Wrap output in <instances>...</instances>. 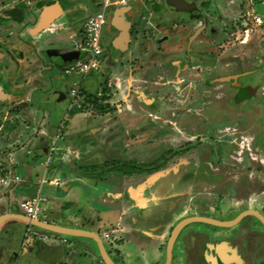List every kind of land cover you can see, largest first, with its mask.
Returning a JSON list of instances; mask_svg holds the SVG:
<instances>
[{"label": "rangeland", "instance_id": "obj_1", "mask_svg": "<svg viewBox=\"0 0 264 264\" xmlns=\"http://www.w3.org/2000/svg\"><path fill=\"white\" fill-rule=\"evenodd\" d=\"M201 1L202 0H196V3L200 5ZM236 1L237 0H234L233 4H229L226 2V0H207V4L205 6L201 5L200 7L197 5L199 7L197 8V11L201 13V18H204V20L200 23L202 24V22H204L202 25L205 26V29L203 33L193 42L196 43L195 45L193 44V46L197 47L198 44L203 43L206 50V58L203 62L199 63L200 65H197V67L195 66L196 68L192 70L190 69L192 64H190L191 62L189 61V54L185 55L183 52L179 51L177 55L170 57L167 52L163 53L162 50L159 52L160 56L157 59H160V63L163 67V72L160 73V75L166 76L164 81L171 80V73H167V64L174 62V69L179 71L177 74L178 78L176 80H180V76L183 75V73L186 75L189 74L190 81L186 82L185 84H188V91L186 94L187 96H196L194 85L197 84V81L202 78V84H205L204 90H212L213 92L218 90L220 93L217 94V97L222 98L224 101L222 106L224 108L222 109L219 107L217 113H207L198 121V115L194 116L195 119L192 115V121H197L195 126H193L192 129L184 126L178 127V131H173L174 137H176V140L173 142L172 140L168 141L165 139L166 136L162 135L165 133L163 130L160 129L155 131L154 127L151 125L150 120L153 117L149 113H155L153 110L154 105L151 104V101L153 100L152 95L154 88L149 87V83H141L137 80L131 81V79L129 80V83H126V74L119 68L118 65H110L109 63L107 64L108 58H105L104 55H102L99 59V62H102L99 71L94 72L85 78H80L77 75H65L60 63L61 58L59 56L52 58L53 51H50V48H58L60 52L63 51V54L71 53V55H73L75 53L74 41L76 40H73L71 37H74L75 35V28L70 26V30L69 28L62 29V25L59 24L58 30L61 33L58 32V34L51 35L50 37L47 36V34L34 35L27 29L28 33L30 34V41L28 43H31V49L29 52L30 63L26 64L30 69V75L27 76L28 83L24 86H21L23 87V97L25 100L22 101L21 106L20 104L13 103L11 107H7V110L10 112L6 115V118L12 124L18 126V128L11 131L3 130L2 134L0 135V143L3 144V147L6 146L11 150L16 151L20 158H26V163H20V167L17 168V173L20 175L17 182L18 185L22 182H28L30 180L32 177L31 169L32 171H39L40 174H42L43 167L41 162L46 159L44 155L50 156L48 168L45 173L46 181L41 185V192H43L48 198L51 196L56 197L57 195L55 192H58V194L61 196L63 195V190L61 187L64 185L63 182H66V179L70 180L71 177H75L71 175V170L82 173L80 176L83 178H77L72 183V186L78 188L76 200L79 203L77 206L71 208L68 213L64 214L58 212L57 209L51 210L52 206L49 201L44 202V212L39 216L41 220L55 223H58L59 221L63 224H69L70 222L68 220L70 219L68 215L72 211H75V213L81 212V215L84 214L86 216L85 219H81L79 216L81 219V224L94 230L93 232L98 234V236L101 238L106 250L110 253L113 252L112 248L110 247V240H107L103 236V234H106L104 233V229L108 226H101V228H98V223H96V220H94L93 225H88L86 222L90 215L87 213V208L91 206L96 210L104 209L105 202L100 201L105 189L103 181L119 183L120 180L112 178L111 176L115 174V171H117L116 169L118 168H123L122 170H126V172L130 171L129 173H123L129 177L137 175L140 182H144L150 175L158 173L153 172L158 168L153 167L148 171H145L143 168L146 165L150 167L152 166V163L149 161L152 160V158L146 157L150 156L149 152L152 151L154 148L153 146L156 145V142L158 143V141H156L157 134L160 140L157 151V154L159 155H170L173 150L179 148L180 151L173 155H183L184 153L198 154L201 151H208L211 149L213 153L215 150H217V154L223 156H253L255 162L254 169L261 174L256 173V176L253 177L254 179L250 181L251 184L249 186L252 190L251 193L254 192V204L259 206L260 211H262L264 214V35L260 33L261 30L255 29L252 24H250V19L244 16V9L241 6L238 7L235 4ZM263 1L264 0H253L251 9L254 13L264 18ZM72 2V6H74L76 10H80L85 15H90L98 10L101 0H72ZM159 2H161V0H129V7H126L125 9H122L118 6H110L106 12L107 21L101 31L103 43L106 45L110 54H117L120 51L122 58L119 60L129 59L130 63L133 65L143 64L144 66H149L147 69L148 74L145 75V79L147 80L153 79L155 75L156 58L152 57V54L155 53L154 45L158 43L156 39L160 37L166 41L178 40V42L182 44L181 47L183 48V43L185 42L186 37L192 33L195 28V24H192L189 30L184 29L183 33L178 31L182 33L179 36H175L177 32L173 34H167L169 32H167L165 27L168 26L160 23V21H157V17H155L159 15L157 13L161 14L163 11ZM246 9H248V7ZM124 13H128L130 16L128 15V17H122ZM189 18L190 19H186V23H193V21L199 23V19L197 17ZM68 20L70 21L71 18L68 17ZM24 21L26 22V20H22L20 23ZM156 22H158V27L156 26ZM246 23L248 24L246 25ZM125 25L127 28H131L129 36L130 41L128 47L121 49V51L117 37L122 27ZM34 26L35 23H32L30 26L27 25V28L32 29L35 28ZM67 30H69V32H67ZM117 30L118 34L116 32ZM256 30L257 32H255ZM22 32L20 34L23 35ZM22 35H19V37L16 36L14 42L10 41L9 44L11 46L21 44L18 41V38L19 40H24ZM38 39L46 40L45 44L47 46H44L43 44L40 45L41 43H38ZM251 43H254V46L249 49L251 46L249 44ZM18 46L19 45L16 47L18 48ZM46 49L48 50L45 51ZM193 63L197 64V62ZM186 64L190 65V67L186 66L185 68L180 69V66H185ZM220 64L222 66H219ZM26 65L23 67H26ZM170 67L172 68L171 65ZM255 68H258L259 71L253 72L254 76L252 78V76L250 77L248 73ZM8 69L9 68H6V70ZM213 69H216V71ZM133 78L137 79V75H135V73ZM13 80L14 78L12 81ZM73 80H78L83 89L82 95L84 96L82 97L85 101V109L82 113L83 115L80 113L77 115L81 116L86 122L82 127L83 130L81 129L83 131H81L83 138H80L79 131H71L69 135L66 134L63 136V138L61 137L62 139L58 137L59 146H62L64 141L69 143L71 142L72 145L77 143L75 154L69 152L66 149H59L55 145L54 146L56 149L51 152V137L55 135L57 129L64 130L66 128L65 126H67V124L69 125V121L72 118L70 117L68 109L67 97L65 96V98L59 99L57 92H65V88L70 87ZM9 81L10 83L12 82L11 79ZM212 81H214V83H212ZM3 83L5 84V81H3ZM10 83L7 82L6 85H9L11 88H13V85L17 84ZM116 83L118 85H116ZM219 83L221 87H218ZM216 84L217 86H215ZM127 86L129 87L130 93V99H128V101L121 99V89L124 90ZM243 87H245V90L247 89L250 91V93L255 90V94L252 96L254 99L248 101V103H250L249 105L242 104L243 107L232 101L231 106L234 107L229 106L228 96H236L235 98L237 99L242 98L240 93L235 94L232 93V91L237 89L240 92V88ZM103 89H105V91H103ZM176 91L177 93L182 92L178 89H176ZM98 92H102L100 94H103V97L99 96ZM91 94L94 95L91 98H87ZM117 94L118 96L113 99L114 95ZM183 100L186 101L185 98ZM215 100L216 99L214 98L213 93L209 94V92H207L206 98L202 99L201 101H205V106H208V108H213L215 105ZM168 102L170 105L173 104L174 107H184L183 101H179V99H162L159 100L157 105L162 106L163 111L167 112ZM125 105H129L131 108L133 107V109H124ZM186 107L188 106L186 105ZM190 107L193 106L190 105ZM230 107L231 109L227 110V108ZM250 109L253 112H251ZM78 110L81 111L80 107L77 104H72V113H75ZM125 110L132 111L125 112ZM100 111H106L109 112V114L107 117L102 115L104 119H98L97 115H99ZM231 112L233 114L238 113L239 115L233 118L234 115H232ZM213 114H216V116H212ZM143 115L145 117H142ZM160 116L162 117L164 115L161 114ZM249 116L250 118L254 117V130L248 126L247 119ZM76 117L74 119H76ZM173 117L177 118V115L175 114ZM222 117L225 122L228 121L231 123V127L228 125L227 128H224L221 132V136L213 137L209 135L210 132L208 131L211 124L214 125V127H216L217 121H219L221 124L222 120L220 119ZM246 117L247 119H245ZM171 119L172 116L168 118V120ZM250 122L252 124L253 119L252 121L250 120ZM98 124H101V127L104 131L98 132L95 130V127ZM129 125H131L130 128H128ZM62 126H64V128H62ZM108 129L111 132L109 137ZM220 130L222 129L220 128ZM94 132L96 133L94 134ZM212 133L213 135H216L214 131ZM252 134H254L253 139H255V142L250 144ZM95 135L96 138L100 137L106 140L105 144L107 146L105 150L110 152L113 151V149L118 148L119 144L125 146V144L128 145L127 143L132 140L136 141V143H134L135 149H133L129 155L134 154L135 150L140 146V148L142 147L144 150V156L141 158L137 157V162L129 161V158H127L129 156L126 154V159L121 156L113 157V155H101L97 159H91L93 151L98 149L93 144L90 145L89 143V145H87L86 142H89L90 139H93V136ZM195 136L197 137L195 138ZM76 137L77 140H74ZM199 138H203V140L199 141ZM212 140L217 141L213 142ZM96 142H98V140H96ZM164 142L167 143V145H165ZM216 145H218V147H215ZM129 146L130 145L124 147L125 150H128ZM73 147H75V144ZM145 151H147V153ZM53 156L55 158V162H59L58 164L61 166L59 169L55 167L54 163L52 165L53 158L51 157ZM115 158L119 159L120 161H115ZM169 164L171 165L172 163ZM258 166H261L262 169ZM53 167L58 171L53 170ZM84 167H88V169L84 170ZM134 169L143 170L142 173L138 174L132 171ZM241 170L243 169L239 167V171ZM83 173L84 175H87L88 173L94 174L96 178L101 176L102 180L100 179L98 181H92L85 179ZM53 176H58L60 183L59 186H52L49 183V180H52ZM235 183L237 185L238 191L240 192V196H242L241 198H246L248 191L246 179L243 176H240L236 179ZM5 188L0 187V213L17 209L20 212L19 214H23V211L18 208L19 201L15 199L16 197L11 196V190H5ZM38 188L39 183L37 182L36 189L31 196L35 195ZM148 192V194H150V192L151 194L153 193L150 189ZM223 197L225 199L223 200L224 206L220 211L221 213L218 212V214L214 215L219 218L223 217L225 219H230L231 217L235 216L238 211L237 208L235 209L236 200L231 199V194H228L227 196L225 195ZM63 200H65V198H63ZM188 214L189 211L185 210L183 216ZM253 220L255 227L257 226L259 229L260 235L264 234V228L256 222V219L253 218ZM175 221L176 220L171 221V224L174 225ZM27 226L28 225L24 222H17L16 220H8L0 226V264H58V258L61 256V254H63V256L65 255L64 250L58 248V245H60L58 244V235L34 228V230L41 233L40 237L38 238L41 247L38 248V246L34 245L32 241H27L28 239L25 240L27 245L22 247L21 243L23 241V230ZM187 229L201 230L197 235L202 240L206 238V241H212L213 239V235L209 233V230H214L215 232L221 231L220 233L222 234V237L228 236L230 238L237 231H239V228L235 226L230 228H212V226L203 223H191L182 230L183 233L185 232L184 230ZM257 236L258 235H256V237ZM179 237L180 238H178L174 244L172 250L173 259L170 264L185 263L184 261H181L179 251V249L182 247L180 239H182L183 236ZM33 238L37 239L36 236ZM47 244L51 245V247L48 249L45 248ZM134 245L135 243L133 242L127 244V248L131 251L132 255L134 251H137L135 250ZM95 247L97 249L96 244ZM263 256L261 253L256 254L254 258L251 257L250 260L256 261L263 259ZM210 261L211 260H207V262ZM232 262L233 260L228 261L229 264ZM239 264H242V262H239Z\"/></svg>", "mask_w": 264, "mask_h": 264}, {"label": "flooded vegetation", "instance_id": "obj_2", "mask_svg": "<svg viewBox=\"0 0 264 264\" xmlns=\"http://www.w3.org/2000/svg\"><path fill=\"white\" fill-rule=\"evenodd\" d=\"M185 1H187L190 4L189 8L186 10L171 9L168 3L166 2V0H161V2H159L161 4V9H163V11L161 12V14L157 13L159 15L155 17H157V21H160V23L168 26L165 27L167 29V32H169L167 34H171V33L173 34L177 32L175 36H179L183 33L184 29L189 30L192 24H195V28L192 31V33H190L186 37L185 42L183 41L184 42L183 48L181 47L182 44L178 42V40L166 41L161 39L160 37L156 39L158 43L156 42L157 44L154 45L155 53L152 54V57L156 58L155 75L151 80L145 79V75L148 74L147 69L149 66L147 65L144 66L143 64L133 65L132 63H130L129 59L119 60L122 58L120 51L117 54H110L109 50L107 49L106 45L103 43L102 40V47H103L102 55H104L105 58L106 57L108 58L107 64L109 63L110 65H118L119 68L126 74L127 77V78L125 77L126 83H129L130 79L131 81L137 80L138 82L141 83H149L150 85L149 87L154 88L152 95L153 100L151 101V104L154 105L153 110L155 111V113L154 114L149 113L153 117L150 120L151 125L154 127L155 131L160 129L163 130V132L165 133H163L162 135L166 136L165 138L166 140L168 141L172 140V142L176 140L173 131L175 130L178 131V127L184 126L189 129H192V127L195 126L197 121L200 118H202V116H205L207 113L209 114L214 112L217 113L219 107H221L222 109L224 108L222 107L224 103L223 99L217 97L218 96L217 94L220 92H218V90L214 92L212 90L205 91L204 90L205 84H202L203 83L202 78L197 81V84L194 85V89L196 91V93L195 92L194 93L196 94V96H192V97L187 96L186 94L188 91V84L187 85L185 84L186 82L190 81L189 74L186 75L183 73V75L180 76L181 79L176 80L178 78L177 74L179 73V71H176V69H174L175 67L174 62L167 64V71H168L167 73L168 74L171 73L170 76L171 80L164 81L166 76L160 75V73L163 72L162 69L163 67L160 63V59H157L160 56L159 54L160 50H162L163 53L167 52L170 57L177 55L179 51L183 52L185 55L189 54L190 55L189 61L191 62L190 64H192L191 67L190 65L186 64L185 66H180V69H183L186 66H188L192 70L196 68L197 65H200L199 63L203 62L206 58V54H205L206 50L204 48V44L200 43L197 45V47H195L193 46V44L195 45L196 43L193 42L196 40V38H198V36H200L203 33L205 29L204 28L205 26L202 25L204 22H202V24L200 23L201 21L204 20V18H201V13L197 11V8H199L198 6L201 7V5L205 6L207 4L206 3L207 0H202L200 5L196 3V0H185ZM128 2L129 0H125L124 4L118 7L125 9L126 7H129ZM226 2H228L229 4H233L234 0H226ZM245 2H246L245 0H237L235 4L238 7L241 6L244 9ZM248 2L250 5L247 11L251 12L252 3L250 0H248ZM0 3H1L0 4V135H1L3 130L8 131L5 129L6 124L11 125L12 127L14 126L13 129L18 127L12 124L6 118V115L10 112L9 110H7V107L9 106L11 107L13 103L20 104L21 106L22 101L25 100V98L23 97L24 96L23 87L21 86H24L28 83L27 76L30 75V69L26 65L30 63L29 52L31 49V43H28L30 41L29 40L30 34L28 33V31H31V33H33L34 35L47 34V36L50 37L51 35L58 34V32L61 33L58 30L59 24L62 25L61 26L62 29L69 28L70 30V26H73V28H75V35L74 37H71L73 40H76L74 41L75 53L73 55H71V53L63 54L62 53L63 51L60 52L58 48H53V47L50 48V51L51 50L53 51L52 58L57 56L61 58L59 59L61 60L60 63L64 71L68 66L73 64L75 61L79 60L83 55L80 49H78V44L83 39V32H84L83 24L86 18L89 16V14L85 15L80 10H76L74 6H72L73 4L72 0H2L0 1ZM55 5L57 6L59 5L60 7L57 8ZM44 7H47L44 10L45 19L47 21L48 20L50 21V19L53 20L51 22H46V24L38 32H32V29L27 28V25L30 26V24L35 23L34 27H37L38 23L41 21L43 15L42 9ZM59 8H61V11L59 10ZM48 9L50 10L48 12H45ZM128 15H129L128 13H124L122 17L124 16L128 17ZM68 17L71 18L70 21L68 20ZM189 17H197L199 19L198 20L199 23H196L194 21L193 23H189V22L186 23L187 22L186 19H190ZM22 20H26V22L24 21L20 23ZM64 21H68V22H64ZM247 24L248 23H246V25ZM156 26L158 27V22H156ZM258 27L259 28L261 27L260 33L264 35V29H263L264 25ZM123 29L127 30L126 33L128 34H126L125 36V41H120L118 40V37L123 31ZM69 30H67V32H69ZM178 31H181L182 33ZM21 32L23 33V35L20 34ZM116 32L118 34V30ZM130 32H131V28H127L126 25L123 26L121 31L119 32L117 40L120 46V50L124 49L125 47L126 48L128 47L130 41L129 40ZM19 35H22L24 40H19L18 38V41L21 43V44H17L19 45L18 48L16 47L17 45L11 46L9 42L10 41L14 42L16 36L19 37ZM39 42L41 43L40 45L43 44L44 46H47L45 44L46 40L38 39V43ZM249 45H251L249 47L250 49L251 47L254 46V43H251ZM47 50L48 49H46L45 51ZM193 62H197V64ZM221 64L219 66H222ZM24 65H26V67H23ZM170 65L172 66V68L170 67ZM6 68L9 69L6 70ZM213 70L216 71V69ZM258 71H259L258 68H255L254 70L249 71L248 75L250 77L252 76L253 78L254 76L253 72H258ZM134 73L135 75H137V79L133 78ZM13 78L14 80L12 81ZM10 79L12 81L11 83L9 81ZM3 81H5V84L3 83ZM6 81L9 82L10 84H15V83L17 84L13 85V88H11L9 87V85L8 86L6 85L7 83ZM117 83L116 85H118ZM212 83H214V81H212ZM215 86H217V84ZM218 87H221L220 83ZM175 88L181 90L182 92L177 93ZM68 90L69 87L68 88L66 87L65 92L59 91L57 92L59 93L57 96L58 98L59 96H63L64 98L65 96L67 97L68 109H69V113L71 114V112L73 111L68 97ZM122 92L123 90L121 89V94H122L121 99L122 100L125 99L128 101V99H130L129 87L127 86L126 89H124V92L123 93ZM207 92H209V94L213 93V96L216 99L213 108L210 107L208 108V106H205L206 105L205 101H201L202 99L206 98ZM100 93L98 92L99 96L103 97V94ZM232 93L235 94L240 93V96H242V98L237 99L235 98L236 96L235 97L228 96L229 106H231V101H232L238 104L239 106L243 107L242 104L249 105L250 103H248V101L254 99L252 96H254L255 90L250 93V91H248L247 89L245 90V87H243L240 88V92L239 90L235 89L234 91H232ZM184 98L186 101L183 100ZM162 99H167V100L179 99V101H183L184 107L181 106L174 107L173 104L170 105L168 102V110L167 112H164L162 106L157 105V103H159V100ZM84 102L85 101L83 100V97H81V99L77 104L80 107L81 111L78 110V113L76 114L79 115V113L80 114L83 113L85 109ZM185 104L188 107H186ZM190 105H192L193 107H190ZM231 107L227 108V110L231 109ZM124 109H133V107L131 108V106L125 105ZM251 109L250 111L253 112ZM131 111L132 110H125V112H131ZM108 114L109 112L100 111L97 117L98 119H104L102 115L107 117ZM161 114L164 116L161 117L160 116ZM175 114L177 115V118L173 117ZM231 114L234 115L233 118L239 115L238 113L233 114L232 112ZM192 115L193 117L195 115H198L197 121L194 122L192 121ZM214 115L216 116V114H213L212 116ZM171 116H172L171 119L172 121L168 120V118H170ZM142 117L145 116L143 115ZM245 119H247V117ZM252 119H253V123L251 124L250 120L252 121ZM220 120H222L221 124L219 123V121H217L216 127H214V125L211 124L210 129L208 131L210 132L209 135L213 137L221 136L222 134L221 132L223 131L224 128H227L228 125L231 127V123L228 121L225 122V120H223V117ZM247 120H248V126L251 129L253 128L254 130L255 129L254 117L250 118L249 116ZM220 128L222 130H220ZM213 131L216 133V135H213L212 133ZM156 137H157L156 141H158L159 143L160 140L158 138L159 137L158 134L156 135ZM196 137L197 136H195V138ZM253 138H254V134H252L251 136L250 144H252V142H255V139ZM201 140H203V138H199V141ZM212 141L216 142L217 140H212ZM158 143L156 142V145L153 146L154 148L152 147L153 148L152 151L149 152L150 156L146 157V158H152V160H149L152 163V166L150 167L146 165L143 168L145 171H148L153 167H155L158 169L154 170L153 172L163 173V176L161 178L157 179L154 184H152L150 187L147 188L152 190L154 194H158L159 196L164 195L163 197L165 196L169 197L170 200H168V203L173 205V207L171 208V213L169 215L170 217L173 216L175 212L178 211L179 208L183 209V207H185V209L189 211V214L186 215L185 218L202 215L203 217H209L212 219H217L222 221L231 220L235 218L238 214L246 210H255L264 217V214L259 209L260 207L254 204V192L251 193L252 190L249 186L251 184L250 181H252V179H254L253 177L256 176L255 174L260 173L258 171H255L254 169L255 162L253 156L252 157H249L247 155L246 157L240 155L223 156L217 154V150L215 149H214L215 150L214 153L211 149H209L208 151H201L198 154L184 153L183 155H173L180 151L179 148L173 150L170 155L169 154L159 155L157 154L159 147ZM164 144L167 145V143L165 142ZM0 147L2 148V151L0 152L1 155H3L2 153L4 151H8L6 150V148L3 147V144L1 143H0ZM215 147H218V145H216ZM139 151H142V154L144 152L142 147L141 148L139 147ZM145 152L147 153V151ZM169 163L172 164L170 165ZM239 167H241L243 170L239 171ZM258 167L261 168V166ZM142 170L143 169L141 170L134 169L132 171L140 174L142 173ZM240 176H243L246 179V186L248 190L247 195L245 194L246 198L245 197L241 198L242 196H240V192L238 191L237 185L235 183L236 179L239 178ZM0 187L5 188L9 186H0ZM175 194H185V196L183 197L179 195L175 196ZM228 194L232 195L231 199L236 200L235 209L237 208L238 211L235 214V216L231 217L230 219H225L223 217L219 218L214 214H218V212L221 213L220 211L224 206L223 200L225 199L223 196L225 195L227 196ZM186 195L189 196L186 197ZM253 218L256 219L253 216L243 217L238 222V224L235 225V227L239 228V231H237L234 235H232L231 238L228 236L222 237V234L220 233L221 231L215 232L214 230H209V233L213 235V239L212 241H207L206 245H202V247L197 248V250L182 245V247L179 249L181 261H184L185 262L184 264H211V262H207L206 257L213 256L215 257V264H229L228 263L229 260H233L231 264H238L239 262L240 263L242 262L243 264H264L263 262L264 258L256 261L250 260V258L251 257L254 258L256 254L261 253L262 256L264 255V234L260 235L259 229L257 228V226L255 227L253 223L254 221ZM256 220H257L256 222L259 223L261 227L264 228L263 224H261L258 219ZM212 228H220V227L212 226ZM184 231H185L184 233L183 231H181L179 236H184L186 233L187 235L189 233H194V235H197L198 232H200L201 230L187 229ZM256 235L258 236L256 237ZM179 236L178 238H180ZM182 241L183 240L180 239L181 243Z\"/></svg>", "mask_w": 264, "mask_h": 264}, {"label": "crops", "instance_id": "obj_3", "mask_svg": "<svg viewBox=\"0 0 264 264\" xmlns=\"http://www.w3.org/2000/svg\"><path fill=\"white\" fill-rule=\"evenodd\" d=\"M264 2V1H263ZM60 7V6H58ZM61 11V8H59ZM257 32V30L255 31ZM124 92V90H123ZM118 96L114 95L113 99ZM78 111L75 113L70 114L71 120L69 121V125L65 126L66 128L64 130H56V134L51 137V140L59 134V138H63L66 134L69 135L71 131H79V136L82 139V130L83 125L86 123L81 116H77ZM77 116V117H76ZM76 117V119H74ZM99 125V124H98ZM95 127V130L98 132L104 131L101 125ZM131 125L128 126L130 128ZM18 128V127H16ZM14 128L13 130H15ZM64 128V126H62ZM127 128V127H126ZM125 128V129H126ZM82 129V130H81ZM91 130V131H95ZM115 130V129H114ZM64 131V132H63ZM82 131V132H81ZM63 132V135H62ZM109 135H111L110 130L108 129ZM96 132H94L95 134ZM77 135V134H76ZM93 139H90L89 142H86L87 145L93 144L97 147L98 150H94L93 154L91 156L92 158H99L101 155L106 156H112L113 157H123L125 158V154L129 157V161L137 162L136 158L138 156L143 157L142 151H139V148L135 150L134 154L129 155V153L135 149L136 141H130L127 143L130 145L128 147V150H125L124 147H127L128 145L125 144V146L120 145L118 148L113 149V151H106V140L97 137L96 135L93 136ZM41 138V137H40ZM61 138V139H62ZM74 140H77V137L74 138ZM98 140V142H96ZM41 141V139H40ZM79 141V140H78ZM80 142V141H79ZM78 142V144H79ZM75 144V147L73 145ZM70 142L64 141V144L61 146L58 145V139L56 140V145L59 149H66L69 152H72L75 154L77 149L76 144ZM138 147V146H136ZM140 147V146H139ZM6 150H10L9 147L7 148L4 146ZM13 151V150H10ZM106 151V152H105ZM14 153V159L17 162V165L14 170L20 167L21 164L26 163L25 159L23 157L20 158L18 156V153L16 151H13ZM44 152V151H43ZM104 153V154H103ZM138 155V156H137ZM46 158V155H44ZM28 158V157H27ZM41 158V157H40ZM52 159V165L54 163L55 167L58 169L61 167L59 166V162H55L54 156L51 157ZM122 158V159H123ZM134 158V159H132ZM115 161H118L119 159L115 158ZM126 159V158H125ZM25 161V162H24ZM120 161V160H119ZM21 163V164H20ZM92 167V166H90ZM88 169V167L83 168ZM96 169V168H95ZM123 168L116 169L114 175H111L112 178H115L117 180H120L119 183H115L112 181H103L104 182V194L102 198H100L101 202H105V206L103 210H96L95 208L89 206L87 208V213L90 215V217L87 220L88 225H93L94 220H96V223H98V228L108 226L104 229V233L108 234L107 240H110L111 248L113 252H108L109 256L111 257L112 261L115 264H164L165 262V247L166 242L169 236L170 229L181 219L185 218L186 215L183 216L185 213V207L183 209L179 208L178 211L175 212L173 216H169L171 213V208L173 207L172 204L168 203L169 197H163L159 196L158 194H154L150 192L148 194L149 189L145 188L144 190L140 188L141 182L138 180V176L134 175L132 177L127 176L123 173H128L126 170H122ZM53 170H57L53 167ZM58 171V170H57ZM32 177L28 182H22L21 184H15L12 186H9L5 188V190H11V196L16 197L17 201H21L23 199L28 198L31 196L37 186V182L39 178L41 177L39 171H35L31 169ZM72 176H75L74 178L71 177V179H66V182H63L62 187V196L58 194V192H55L58 196H51L47 197V202L49 201L51 203L52 209H57L58 212L61 213H68L71 208L76 207L79 203L76 198L78 194V188L72 186V183L75 181V179H83L81 178V174L77 171H70ZM130 172V171H129ZM58 173V172H57ZM18 174V173H17ZM91 174V173H88ZM84 175L85 179L92 180V181H98L101 179L100 177H95L94 174L91 175ZM82 175V176H83ZM93 175V176H92ZM20 176V175H19ZM110 176V177H111ZM54 179H58V176H53ZM102 180V179H101ZM102 182V183H103ZM60 183L58 184V186ZM149 197H148V196ZM185 196V194H175V196ZM189 195H186L188 197ZM163 199H162V198ZM65 198V200H63ZM161 198V199H160ZM147 199V200H145ZM168 203V204H167ZM14 213L11 210L7 212L0 213ZM20 213V212H19ZM16 213V214H19ZM68 220L69 224H63L58 221V225L62 226H68V227H74L84 230H90L94 231L90 228H87L81 224V219H85L86 216L84 214L81 215L80 213H75V211H72L69 215ZM80 216V218H79ZM202 216V215H201ZM172 218V219H171ZM176 220L175 224H171V221ZM17 221V220H16ZM20 222V221H17ZM25 230V229H24ZM23 230V233H24ZM197 230V229H196ZM168 234V236H167ZM58 235V248L61 250H64L65 255L61 254V256L58 258V264H98V263H104L99 256V252L95 247L94 242L85 237H74V236H64V235ZM36 236V235H35ZM34 237V236H33ZM37 237V236H36ZM57 237V236H56ZM167 237V238H165ZM35 238H30L27 241H32L34 245L40 246V241ZM202 240L199 238V236L194 235V233H189L186 236L184 235L182 238V245L185 247H189L192 249L197 250V248L202 247V245H206L207 241ZM92 241V242H90ZM131 242L135 243V250L133 255L131 254V251L127 248V244H130ZM23 244V241L21 243V246ZM65 244V245H62ZM27 242L25 243L26 246ZM22 246V247H23ZM51 245L47 244L45 246L46 249L50 248ZM174 247V246H173ZM208 258V259H207ZM206 260H211V264H215V257H207ZM173 259V258H172ZM172 261V260H171ZM105 264V263H104ZM239 264V263H238ZM243 264V263H242Z\"/></svg>", "mask_w": 264, "mask_h": 264}, {"label": "built area", "instance_id": "obj_4", "mask_svg": "<svg viewBox=\"0 0 264 264\" xmlns=\"http://www.w3.org/2000/svg\"><path fill=\"white\" fill-rule=\"evenodd\" d=\"M251 3L253 0H250ZM125 0H101L100 6L97 11L89 15L84 24H83V39L78 44V49L83 53L81 58L75 61L73 64L68 66L63 73L65 75H77L80 78H85L88 75L99 71L101 67V63L99 59L102 56V39H101V31L103 26L106 23V12L110 6H121L123 5ZM250 16L251 23L255 26L264 25V18L252 10L248 12ZM68 97L70 101V105L78 104L79 100L82 97V87L78 80H73L71 86L68 90ZM59 137V134L56 135L51 141L50 151L53 152L57 146L56 140ZM55 145V146H54ZM2 148L0 147V152ZM13 151H4L0 154V186H10L12 184H16L19 180V175L16 173L15 167L17 165L16 160L14 159ZM50 161V156H46V159L41 162L43 167V172L41 177L38 180L39 188L35 195L23 199L18 202V208L23 211V214L33 218L40 219L39 216L44 212L45 207H43V203L47 202V197L41 192V185L45 183V173L48 168V164ZM49 183L52 186H58V179L49 180ZM40 237L41 233L34 230L33 227L27 226L23 233V244H25L26 239L33 238V236ZM103 236L107 239L108 234H103ZM104 264V263H98Z\"/></svg>", "mask_w": 264, "mask_h": 264}, {"label": "water", "instance_id": "obj_5", "mask_svg": "<svg viewBox=\"0 0 264 264\" xmlns=\"http://www.w3.org/2000/svg\"><path fill=\"white\" fill-rule=\"evenodd\" d=\"M0 1H2V0H0ZM245 1L246 2H245V6H244V16L248 17V19H250V16L248 15V11L246 9L247 7H249L250 4H249L248 0H245ZM166 2L170 6V8L174 9V10H178V9L186 10L189 8V5H190L185 0H166ZM55 6L58 8L59 5L58 6L55 5ZM46 8L47 7H44L42 9L43 15H42L41 21L38 23L37 27L32 28V32H38L40 29H42V27L46 24V22H51L53 20V19H50V21L49 20L47 21L45 19L44 10ZM49 10L50 9L46 10L45 12H48ZM250 21H251V19H250ZM250 24H252V23L250 22ZM252 26L257 30H260V28L258 26H255L254 24H252ZM126 31L127 30L123 29V31L121 32L122 35L121 34L119 35L118 40L125 41V36H126V34H128V33H126ZM58 94L59 93H57V95ZM63 98H64L63 96H59V99H63ZM162 176H163V173H161V172L150 175L146 179V181L141 183L140 188L145 189L147 187H150L152 184H154L156 182L157 179L161 178ZM245 216H253L256 219H258L264 225V217L255 210L243 211L231 220H223L222 221V220L212 219V218L203 217V216H193V217H187V218H183V219L179 220L172 227L170 234H169V237L167 239L166 247H165L166 253H165L164 264H170L171 263L173 246H174L176 239L178 238L179 234L187 225H189L191 223H203V224H207V225H211V226H215V227H220V228H230V227L237 225L238 222ZM8 220L22 221L29 226L36 227L38 229H41L42 231H46L49 233H54V234H59V235H64V236L89 238L93 242H95V244L97 246V250L99 252V256L101 257L102 261L105 264H115L112 261L111 257L109 256L103 242L101 241V238L98 236V234H96L93 231L74 228V227H68V226H62V225H58V224H55L52 222L43 221L41 219H33V218H30L24 214H16V213L1 214L0 215V226Z\"/></svg>", "mask_w": 264, "mask_h": 264}, {"label": "trees", "instance_id": "obj_6", "mask_svg": "<svg viewBox=\"0 0 264 264\" xmlns=\"http://www.w3.org/2000/svg\"><path fill=\"white\" fill-rule=\"evenodd\" d=\"M82 91H83V90H82ZM103 91H105V89H103ZM92 96H93V95L91 94V95H89V97H87V96H86V97H87V98H91ZM13 127H14V126H13ZM13 127H12L11 125H7V124H6L5 129L9 131V130H12ZM11 211L14 212V213H19V211H18L17 209H12ZM31 227H33V226H31ZM33 228H35V229H37V230H41V229H38V228H36V227H33ZM47 233H48V232H47Z\"/></svg>", "mask_w": 264, "mask_h": 264}, {"label": "bare ground", "instance_id": "obj_7", "mask_svg": "<svg viewBox=\"0 0 264 264\" xmlns=\"http://www.w3.org/2000/svg\"><path fill=\"white\" fill-rule=\"evenodd\" d=\"M144 190V189H143Z\"/></svg>", "mask_w": 264, "mask_h": 264}]
</instances>
